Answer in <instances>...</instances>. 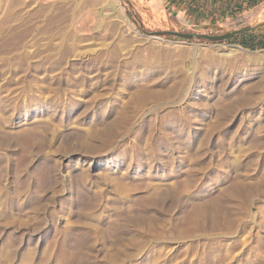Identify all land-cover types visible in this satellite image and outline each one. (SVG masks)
<instances>
[{"label": "rangeland", "instance_id": "1", "mask_svg": "<svg viewBox=\"0 0 264 264\" xmlns=\"http://www.w3.org/2000/svg\"><path fill=\"white\" fill-rule=\"evenodd\" d=\"M114 1L0 0V264H264V0Z\"/></svg>", "mask_w": 264, "mask_h": 264}, {"label": "bare ground", "instance_id": "2", "mask_svg": "<svg viewBox=\"0 0 264 264\" xmlns=\"http://www.w3.org/2000/svg\"><path fill=\"white\" fill-rule=\"evenodd\" d=\"M114 5L116 6V8H117V10H119V12L121 13V19H122V24H121V26H120V28H119V30L122 32V33H128V32H133V33H138V29L136 28V26L126 17V15H125V11H124V8L122 7V3H121V0H115L114 1ZM95 6V5H94ZM97 6V8H98V5H96ZM95 6V7H96ZM99 7H100V4H99ZM90 9V8H89ZM88 9V11L85 13V11H84V13L85 14H79V18H76L75 19V21H77L76 23L77 24H80V25H78V26H80V28H78V30L79 31H81V32H84V31H89V32H96V33H98L99 34V36L101 35V36H107V35H109V33H107L103 28H102V20H101V17H103L104 15H105V13H103L104 11L102 10H99V9H92V10H89ZM82 12V11H81ZM75 17V16H74ZM74 17H73V19H74ZM74 20H73V22H75ZM73 24V23H72ZM74 25H75V23H74ZM73 28V30H74V28H75V26L74 27H72ZM75 31H76V28H75ZM88 33V32H87ZM230 52V51H229ZM184 60V59H183ZM193 60V59H192ZM203 60V59H202ZM201 61V60H200ZM124 63V62H123ZM122 63V64H123ZM128 63V62H127ZM115 64H117V63H115ZM107 65V64H106ZM126 65V64H125ZM128 65V64H127ZM242 82V81H241ZM42 120V119H41ZM46 122V121H45ZM41 124H45V123H42L41 121H29V122H21V123H19L18 125H17V127L16 128H13V129H16L17 130V132L19 131V130H25V129H31L33 126L35 127V129H36V127L37 126H39V128H40V125ZM5 126V125H4ZM33 127V128H34ZM38 128V127H37ZM33 130V129H32ZM8 131V130H7ZM9 131H11V130H9ZM12 131H14V130H12ZM29 132V131H28ZM9 133H11V132H9ZM12 134V133H11ZM15 134H16V132H15ZM157 186V185H156ZM156 186H153L154 188H150V191H148V193H149V195H150V198L152 197V199H154L153 198V196H155V195H158L159 193H161V190H162V186H161V188L160 187H156ZM165 186V185H164ZM146 193V192H145ZM162 194V193H161ZM147 196V195H146ZM159 197H160V195H158ZM158 196H156L157 198H158ZM130 198V197H129ZM148 198H149V196H148ZM127 199H128V197H127ZM156 199V198H155ZM117 212V211H116Z\"/></svg>", "mask_w": 264, "mask_h": 264}, {"label": "water", "instance_id": "3", "mask_svg": "<svg viewBox=\"0 0 264 264\" xmlns=\"http://www.w3.org/2000/svg\"><path fill=\"white\" fill-rule=\"evenodd\" d=\"M254 29L255 28H246V29L240 30L238 32H233V33L227 34L225 36H219V37H211V36H201V37H203L205 39H208V40H211V41H222V40L231 38V37H233L235 35L243 34V33H246L248 31L254 30ZM168 34H172V35L180 36V37H187L186 35L180 34V33H168ZM189 37H192V36H189Z\"/></svg>", "mask_w": 264, "mask_h": 264}, {"label": "trees", "instance_id": "4", "mask_svg": "<svg viewBox=\"0 0 264 264\" xmlns=\"http://www.w3.org/2000/svg\"><path fill=\"white\" fill-rule=\"evenodd\" d=\"M223 1H225V2H229V3H232V2H235V3H237V4H235L236 6H235V9L237 10V11H241V10H243V8L245 7V5H244V1L245 0H223ZM254 2H249V6H251L252 4H253ZM262 33H264V30L262 31ZM245 45H248V44H245ZM248 47V46H247ZM253 49H256V48H254V46H251ZM260 47L261 48H264V43H262V44H260Z\"/></svg>", "mask_w": 264, "mask_h": 264}, {"label": "crops", "instance_id": "5", "mask_svg": "<svg viewBox=\"0 0 264 264\" xmlns=\"http://www.w3.org/2000/svg\"><path fill=\"white\" fill-rule=\"evenodd\" d=\"M236 1V0H235ZM238 1V0H237ZM254 1H256V0H245L244 2L247 4V3H249V2H254ZM235 4H237V3H235ZM234 4V5H235ZM236 6V5H235Z\"/></svg>", "mask_w": 264, "mask_h": 264}]
</instances>
